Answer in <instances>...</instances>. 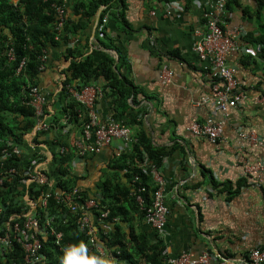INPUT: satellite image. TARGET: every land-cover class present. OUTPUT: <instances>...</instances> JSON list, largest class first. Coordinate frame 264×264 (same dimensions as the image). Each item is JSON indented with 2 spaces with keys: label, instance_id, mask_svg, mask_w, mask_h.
Listing matches in <instances>:
<instances>
[{
  "label": "crops",
  "instance_id": "crops-1",
  "mask_svg": "<svg viewBox=\"0 0 264 264\" xmlns=\"http://www.w3.org/2000/svg\"><path fill=\"white\" fill-rule=\"evenodd\" d=\"M100 1L69 0L68 38L48 48L39 88L52 99L48 101L51 114L43 118L49 126L45 137L50 144L37 146L45 160L40 169L54 182V158L62 147L51 140L59 137L68 146L64 148L71 158V177L91 198L102 196L104 188L113 183L131 187L130 171L116 166L119 155L132 146L124 150L123 142L115 140L99 153L82 158L75 147L81 138L77 126L81 120L63 131L53 129L54 116L59 115L60 124L66 123L60 114L69 100L62 99L61 92L63 73L72 60L90 58L99 65L113 58L121 77L129 79L131 95L120 105L112 94H103L96 102V111L104 123L127 124L135 141L143 131L155 149L167 153L160 171L171 211L167 224L158 232L134 210L130 199L121 198L129 210L123 230L142 234L149 243L160 238L166 261L183 254L198 258L205 253L217 259L241 260L253 249L264 248V170H250L264 162V56L252 53L257 46L253 42L264 38V6L259 8L257 0H233L224 12V26L243 30L247 50L228 58L239 83L232 98L239 94L240 100L234 99L235 104L224 113L216 110L214 102V86L220 82L210 62L202 61L195 51L207 32L206 15L212 0H125L123 9L111 0L107 6L94 8ZM173 5L178 6V12ZM107 7L111 8L107 33L100 39L96 23ZM164 69L171 72L168 81L162 78ZM103 83L101 79L94 86ZM209 120L224 124L217 144L192 131L195 124L205 125ZM243 132H254L263 143L242 138ZM25 141L19 149L27 163L34 158L32 134ZM89 218L92 225L101 224L93 213ZM95 237L100 255L114 258L98 228Z\"/></svg>",
  "mask_w": 264,
  "mask_h": 264
},
{
  "label": "trees",
  "instance_id": "trees-1",
  "mask_svg": "<svg viewBox=\"0 0 264 264\" xmlns=\"http://www.w3.org/2000/svg\"><path fill=\"white\" fill-rule=\"evenodd\" d=\"M109 1L111 0H101L94 8L107 6ZM257 1L259 8L264 6V0ZM54 2L55 0H18L17 2L0 0V159L5 156V168L14 167L19 172V176L13 182L8 183L7 181L4 187H0V204L5 208L4 218L0 221L1 236H4L7 231L6 222L11 215L21 214L24 209L25 213L30 210L25 205L26 188L21 184L20 174L29 169L32 160L24 163L15 149L23 146L27 136L31 135L37 126V116L31 104L30 90L39 87L40 75L43 71L41 68L45 63L42 59L48 55L49 46L58 45L60 41L66 40L69 31H71L67 17L64 28L62 30L57 28L58 16L53 7ZM115 4L123 9L125 0H116ZM110 9L107 7L102 10L100 20L108 15ZM253 43L264 46V38ZM11 50H13L15 57L13 60L9 56ZM70 56L72 55L70 54L66 58L70 59ZM23 60L26 63L19 72ZM63 75L65 78L62 82V99L69 100V104L62 109L60 116L66 120V123L60 124L58 122L59 115L54 116L53 129L59 127V130L63 131L65 127L73 126L77 120H81L77 126L82 136L84 125L89 121L87 109L72 97L68 91V86H74L80 90L85 86L98 84L103 79L104 83L101 86L103 92L104 94H112L115 103L125 105L131 95L130 87L132 86L129 79L126 76L121 77L119 70L115 69L113 58H109L99 65L94 64L90 58L74 59ZM133 92L136 91L133 90ZM49 100L52 99L48 98ZM49 105L50 102L45 107L43 118L51 114ZM116 112L121 113L122 111L116 108ZM124 125L128 126L127 124ZM49 131L38 133L34 136L33 142L37 146L45 143L50 144V141L45 137ZM51 142L60 145L62 148H68L61 143L59 137H55ZM131 146V151H121L118 161L120 164L116 167L119 169L126 168L128 172L130 171L129 177L131 174V177L136 175L140 177L136 187L138 189L141 183L145 184L147 191L144 193V198L146 205L149 206L156 186L152 177L143 172V165L148 160L161 169L167 153L155 149L148 135L143 131L136 136V141H133ZM33 154L34 156L37 155L36 152ZM54 161L57 165V176L54 182L51 180V183L54 186L55 195L73 193V190L78 188V193L82 196L81 201L91 198V194L80 188L75 178L71 177V158H69L68 152L57 155ZM131 177L130 179H132ZM212 183L217 187L214 180ZM105 188L104 192L101 193V198H97L98 207L90 213L97 217H100L105 211L109 213L101 224L94 226H97L99 230L100 239L104 237V244L114 257L116 264H170L163 256L165 246L160 238L149 243L144 235L136 236L123 230V222L127 221L129 210L121 204V198L130 199L134 210L141 214L145 220V212L131 194V190L134 188L132 182L129 188L117 183L110 184ZM31 189L38 202L41 192L35 190V185L31 186ZM42 189L44 188L42 187ZM29 197H33L31 192ZM74 201L79 203L76 195L73 203ZM38 211L43 216L54 217L55 229L63 234L60 246L55 244L52 237L46 240L43 249L48 262L46 264H61L64 255L63 250L69 245H78L81 241L87 246L89 245L90 238L82 233L78 227L80 213L72 210L71 203L67 201L57 202L52 199L46 210L39 207ZM4 221L5 225L3 226L1 222ZM106 231L108 234L103 235ZM94 253L99 255L95 249ZM0 264H24V253L19 245L15 244L12 250L8 252L0 249Z\"/></svg>",
  "mask_w": 264,
  "mask_h": 264
},
{
  "label": "built area",
  "instance_id": "built-area-1",
  "mask_svg": "<svg viewBox=\"0 0 264 264\" xmlns=\"http://www.w3.org/2000/svg\"><path fill=\"white\" fill-rule=\"evenodd\" d=\"M69 0H55L53 7L56 10L58 16L57 28L62 30L66 23L67 17V4ZM213 3L210 6L207 18V32L203 38L197 42L195 51L198 53L202 61H208L211 64V69L214 71V76L217 82L214 86V102L216 110L226 113L230 106L235 104V100H240V95L237 94L232 98V93L238 90L239 83L236 79V70L231 67L227 61L231 54L236 52L247 53L246 48L243 46L244 32L239 27L226 28L224 26L223 15L227 5L233 0H212ZM172 8L179 11L178 6L173 5ZM108 15H105L101 20L96 23V31L99 38H104L108 28ZM254 55H264V46L257 45L252 52ZM10 58L15 59L13 50L9 53ZM46 57L43 58V61ZM26 61L23 60L19 72L25 65ZM44 67L42 66L41 70ZM171 77V72L163 70L162 78L164 81H168ZM68 91L72 97L81 103L88 111L89 121L84 125L83 135L77 140L75 147L79 151V156L86 158L88 155L99 153L103 148L110 146L115 140H121L123 142L124 150H128L129 146L135 141L132 137L131 129L119 123H104L98 116L96 111V102L104 94L102 87L100 86H85L78 90L74 86H68ZM31 104L35 109L37 120L39 123L32 132V138L40 132H46L49 130L43 121L44 110L48 103V98L44 95L43 91L39 87H34L30 90ZM192 131L196 135L205 136L213 144H217L223 136L224 124L222 122L215 123L213 120L205 125L195 124L192 126ZM241 137L251 142L260 141L254 132L242 133ZM32 150L37 153L32 159L30 167L25 173L20 174L22 178L21 184L26 188V196L24 197L25 205L30 210L21 214H13L6 222L7 231L4 236L0 235V249L4 252L11 251L15 244L19 245L24 253V264H46V257L44 256L43 249L45 248V242L48 238L52 237L55 240V244L60 246L63 234L58 232L54 227V217H46L40 214L38 208L46 210L50 206L52 199L57 202L71 203V208L75 212L80 213L78 218V227L82 233H85L90 238V243L87 246L90 253L98 252L100 255V248L97 245L96 237L97 227L91 224L89 214L94 208L98 207L97 198H87L81 201L82 196L78 193V188L73 190V193H65L61 195H55L54 186L51 183L50 176L45 170L40 169L41 164L45 161L43 155L40 153L39 148L33 142ZM38 151V152H37ZM16 152L20 155V149L16 148ZM66 152L65 148H61V154ZM6 158L3 156L0 159V187H4L5 183H11L19 176V172L16 168H5ZM253 171H263L264 162H259L257 165L250 168ZM143 172L146 175L152 177L156 190L152 196L151 205H146L144 193L147 191L145 184L136 187L140 180L138 175L133 176L131 182L133 189L131 194L135 197L136 202L141 209L145 212V220L154 230L161 232L167 224L168 217L170 215V208L167 206L165 191L166 184L165 179L158 168L153 163L146 160L143 165ZM35 185V190L41 192V197L36 201L31 186ZM42 187L44 189H42ZM31 192L32 198L29 197ZM35 193V192H34ZM75 195L79 200L76 203L73 200ZM5 215V208L0 204V221L3 220ZM107 211L103 212L99 220L103 222L108 217ZM5 225V221L1 222ZM2 229L0 228V233ZM166 256V252H164ZM170 264H264V248L253 249L246 259L230 260L228 258L217 259L211 253H205L204 255L193 258L190 254H183L179 258L168 260Z\"/></svg>",
  "mask_w": 264,
  "mask_h": 264
},
{
  "label": "clouds",
  "instance_id": "clouds-1",
  "mask_svg": "<svg viewBox=\"0 0 264 264\" xmlns=\"http://www.w3.org/2000/svg\"><path fill=\"white\" fill-rule=\"evenodd\" d=\"M63 252L61 264H116L115 259L109 255L90 253L83 241L78 245H69Z\"/></svg>",
  "mask_w": 264,
  "mask_h": 264
},
{
  "label": "water",
  "instance_id": "water-1",
  "mask_svg": "<svg viewBox=\"0 0 264 264\" xmlns=\"http://www.w3.org/2000/svg\"><path fill=\"white\" fill-rule=\"evenodd\" d=\"M99 20V19H98Z\"/></svg>",
  "mask_w": 264,
  "mask_h": 264
}]
</instances>
